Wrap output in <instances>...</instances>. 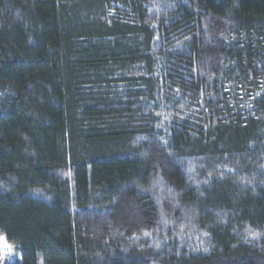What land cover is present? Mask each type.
Wrapping results in <instances>:
<instances>
[{"label":"trees","instance_id":"trees-1","mask_svg":"<svg viewBox=\"0 0 264 264\" xmlns=\"http://www.w3.org/2000/svg\"><path fill=\"white\" fill-rule=\"evenodd\" d=\"M152 188L178 194L168 226ZM249 231L264 233V0H0L10 264H264Z\"/></svg>","mask_w":264,"mask_h":264},{"label":"rangeland","instance_id":"rangeland-1","mask_svg":"<svg viewBox=\"0 0 264 264\" xmlns=\"http://www.w3.org/2000/svg\"><path fill=\"white\" fill-rule=\"evenodd\" d=\"M245 96L243 95V93H239V95L236 96V101L239 104H243L244 106H246L245 101ZM240 105H237L236 107L239 108ZM205 159H199L196 162V174L200 173V170L202 169H206V165L209 164V161L204 162ZM216 169H214L213 171H209L214 172L216 171ZM218 171H220V169L218 168ZM157 190V189H156ZM156 190L154 191V189L152 188V193L156 195V199L158 201V206L161 208L160 214L158 216V219L161 221L160 224H164L165 226H168L166 224H168L169 222H172L174 217H175V207L172 208L171 207V202L170 203H165V201H171V197L168 194V191H165L163 193H156ZM163 201V202H162ZM180 217L178 219V221L182 222L183 224H185L186 226H184L185 228L188 226V223L193 219V213L192 211H190L188 208L184 207L183 209H181V213H180ZM114 226V225H113ZM112 226V227H113ZM188 228V227H187ZM191 226L188 228L190 229ZM153 233H155V235L158 234V231H154ZM171 239L169 238V241ZM19 257V252L17 250V248L8 243L6 240V237L2 234H0V264H10L13 263L14 261H16V259H18ZM39 264H43V261L40 260Z\"/></svg>","mask_w":264,"mask_h":264},{"label":"snow or ice","instance_id":"snow-or-ice-1","mask_svg":"<svg viewBox=\"0 0 264 264\" xmlns=\"http://www.w3.org/2000/svg\"><path fill=\"white\" fill-rule=\"evenodd\" d=\"M156 39L158 40L159 37L157 36ZM156 115L159 116L160 113H156ZM157 127H161V125H157ZM145 139H146V138H145ZM161 139H162V143L165 144V145H167V141H166V140H163V138H161ZM228 171L231 172V171H234V169H228ZM209 175H211V173H209ZM241 180H242V182L247 183V184H251V183H252L251 180H246L245 178H241ZM161 183L167 184L168 182H167V181H162V178H161L160 180H157V181H156V183H155L154 186H159ZM168 194H169V196L172 197L173 199H175V197L178 196V194H175V195H174V189H171V188L168 189ZM248 234H249L250 236L254 237V238H259L261 235H264V233L255 232V231H249ZM144 235H150V233H149V232H144ZM203 235H204V236H207L208 234H207V233H204ZM246 239H247V237H246ZM204 251H208V249L205 248Z\"/></svg>","mask_w":264,"mask_h":264}]
</instances>
